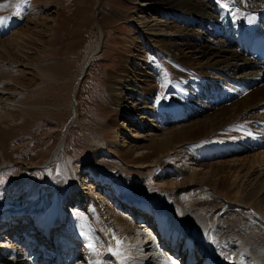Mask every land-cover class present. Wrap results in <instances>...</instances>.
<instances>
[{
  "label": "bare ground",
  "instance_id": "6f19581e",
  "mask_svg": "<svg viewBox=\"0 0 264 264\" xmlns=\"http://www.w3.org/2000/svg\"><path fill=\"white\" fill-rule=\"evenodd\" d=\"M135 2L138 34L130 42L134 48L109 82L114 133L105 149H115L113 156L130 159L141 170L153 166L155 188L185 192L189 205L215 210L218 229L213 234L214 226L197 210L188 222L180 223L162 205L129 197L119 182L89 170L84 177L77 176L83 177L80 201L93 220L92 226L86 224L87 233L74 213L64 209L67 186L59 184L39 211L0 215V264H130L132 256L137 257L136 264H156L154 257L153 262L149 259L155 254L154 216L171 218L178 225V236L190 235L189 244L184 242L179 251L169 248L163 253L177 264H207L209 258L210 264H222L224 258L232 264H264V64L252 52L254 39L264 37V0H237L238 18L222 10L216 0ZM12 4L0 0V34L14 22ZM148 7L155 13H147ZM4 42L0 40V61L15 57L21 47ZM102 46L100 41L98 47ZM148 52L161 61L168 58L172 70L152 68ZM2 65L0 140L58 110L51 112L32 102L35 94L22 91L17 74ZM89 66L83 69L75 93ZM34 69L46 78H57L47 63ZM165 88L170 100H158ZM250 151L258 153L248 156ZM190 191L197 196L204 191L207 196L194 199ZM28 220L33 222L28 225ZM22 224L32 234L20 230ZM41 224L46 227L37 239L34 230ZM54 232L56 240L49 247L47 235ZM167 239L162 243L169 247ZM117 240L118 255L109 251L117 249ZM190 244L195 263L188 262L189 250L184 253Z\"/></svg>",
  "mask_w": 264,
  "mask_h": 264
},
{
  "label": "rangeland",
  "instance_id": "374dc122",
  "mask_svg": "<svg viewBox=\"0 0 264 264\" xmlns=\"http://www.w3.org/2000/svg\"><path fill=\"white\" fill-rule=\"evenodd\" d=\"M10 1L14 4V22L8 31L0 34V40H5L4 43L11 47H21L15 57L0 63L17 74L15 80L22 83V91H30L32 96L35 94L32 102L49 107L47 110L51 112L58 110L22 128L17 127L13 135L0 140L2 146L7 145L0 146V215L5 211L14 214L39 211L43 208L40 204H44L57 186L64 183L68 193L64 209L74 213L83 234L87 233V223L92 226L93 220L80 198L84 191L83 177L89 170H95L119 182L129 197L145 200L146 204L154 206L162 205L170 214L179 217L180 223L188 222L193 210L201 211L202 220L206 219L214 226V234L219 225L215 210L209 212L206 208L189 205L185 192L166 193L155 188L153 166L148 164L141 170L130 159L113 156L115 149H105L104 144H110L114 133L110 129L114 109L109 82L119 71L123 57L130 56L134 48L130 42L138 34L133 20L137 6L135 0H101L100 4L99 0ZM146 12L151 15L155 9L148 7ZM100 41L103 42L101 48L98 47ZM94 52L75 93L81 73ZM146 57L152 68L172 70L168 58L158 60L151 52ZM41 63L55 68L57 78L49 79L35 72L34 68ZM21 69L25 72L18 74ZM161 92L158 100L169 101L168 89ZM3 149H6L4 153ZM257 153L250 151L247 155L256 156ZM164 164L161 161L159 165ZM77 176L83 177L77 179ZM199 195L193 194L194 199L206 197L207 193L201 191ZM98 220L101 222V218ZM78 253L84 256V252Z\"/></svg>",
  "mask_w": 264,
  "mask_h": 264
},
{
  "label": "snow or ice",
  "instance_id": "6c2138e0",
  "mask_svg": "<svg viewBox=\"0 0 264 264\" xmlns=\"http://www.w3.org/2000/svg\"><path fill=\"white\" fill-rule=\"evenodd\" d=\"M216 3L219 5V7L224 10L229 12L232 16L238 18V14L241 13L240 8H235L234 5L237 3V0H216ZM2 7H6V5H3ZM17 14H19V6H17ZM249 22H251V17H248ZM2 22V21H0ZM121 242L117 240V249L113 250L109 248L110 252H113V254L118 255L119 254V245ZM89 249H91L94 253L96 252V247L92 242H89L88 244ZM96 264H100V261H96ZM172 264H176L175 261H172Z\"/></svg>",
  "mask_w": 264,
  "mask_h": 264
},
{
  "label": "water",
  "instance_id": "95a60500",
  "mask_svg": "<svg viewBox=\"0 0 264 264\" xmlns=\"http://www.w3.org/2000/svg\"><path fill=\"white\" fill-rule=\"evenodd\" d=\"M101 3V0H99V4ZM97 27H98V29H99V27H100V25H99V23H97ZM95 54V52L91 55V57L89 58V60H88V62L86 63V67L90 64V62H91V60H92V57H93V55Z\"/></svg>",
  "mask_w": 264,
  "mask_h": 264
}]
</instances>
